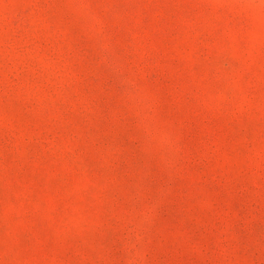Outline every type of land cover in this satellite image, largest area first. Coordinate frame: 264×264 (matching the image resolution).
Here are the masks:
<instances>
[{
    "label": "rangeland",
    "instance_id": "374dc122",
    "mask_svg": "<svg viewBox=\"0 0 264 264\" xmlns=\"http://www.w3.org/2000/svg\"><path fill=\"white\" fill-rule=\"evenodd\" d=\"M0 264H264V0H0Z\"/></svg>",
    "mask_w": 264,
    "mask_h": 264
}]
</instances>
